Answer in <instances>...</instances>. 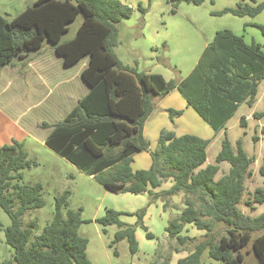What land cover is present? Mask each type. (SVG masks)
<instances>
[{
  "label": "trees",
  "instance_id": "1",
  "mask_svg": "<svg viewBox=\"0 0 264 264\" xmlns=\"http://www.w3.org/2000/svg\"><path fill=\"white\" fill-rule=\"evenodd\" d=\"M205 1L169 0L172 13L180 3L200 6ZM247 1L241 0L235 8H225L218 15L254 18L264 10V1ZM137 9L142 14L146 11L140 5ZM131 14L132 8L121 0H35L11 20L0 15V70L14 58L40 50L45 43L63 58L65 66L88 55L82 76L89 90L62 120L49 125L51 131L44 145L112 193H147L152 199L183 193L184 208L165 228L168 237L181 246L192 241L181 235L185 225L205 234L177 264H201L205 251L209 258L223 264H244L241 249L254 233H260L252 241L256 264H264V212L251 217L239 209L253 162L241 141L233 151L229 141L223 139L215 164L202 167L209 140L194 135L177 137L162 130L156 148L150 150L143 137L154 100L173 89L215 134L225 129L240 104L251 107L255 102L258 85L264 80L263 47L254 42L246 44L230 30L217 31L184 79L166 81L158 74L139 72L123 64L114 53L118 26ZM79 17L74 34L64 39L69 25ZM253 26L264 37V27ZM166 112L171 121L182 114L173 109ZM240 125H245L244 118ZM137 152L149 154L148 169L132 170V156ZM224 162L229 170L216 179L219 164ZM31 166L36 163L27 159L22 142L13 140L0 147V208L10 219L4 238L13 252L11 260L0 264H90L88 241L78 234L82 209L63 213L68 206V191L55 198L53 217L40 234H34L35 220L22 226L20 218L26 211L43 206L40 183L19 184L22 171ZM259 174L264 177V167ZM166 181L172 182L168 190L153 192ZM252 203L264 205V188L252 193ZM120 215L106 210L95 222L103 227L118 226L121 230L115 233L114 242L126 239L134 255L135 231L119 220ZM136 215L146 231L142 225L144 211ZM214 223L224 225L226 235L217 239ZM146 237L151 239L152 235L146 233Z\"/></svg>",
  "mask_w": 264,
  "mask_h": 264
},
{
  "label": "rangeland",
  "instance_id": "2",
  "mask_svg": "<svg viewBox=\"0 0 264 264\" xmlns=\"http://www.w3.org/2000/svg\"><path fill=\"white\" fill-rule=\"evenodd\" d=\"M34 1L0 0V15L11 20ZM127 1L133 4L132 14L118 26V45L114 53L123 64L139 72L161 74L165 79L168 76H172L173 79L186 77L191 72V65L200 55L203 45L211 43L215 33L220 30H230L237 36L245 37L247 41L253 38V41L264 44V37L260 31L246 25L258 22L264 27V13L256 20L231 14L218 15L225 8H235L241 0H206L200 6L180 3L174 13L171 12L173 7L169 0H151L149 5L148 0ZM263 1L256 0V3ZM138 5L146 9L144 14L137 9ZM80 19L81 17L69 25L64 39L74 34ZM51 47L45 43L40 51L43 57L48 58L49 66L57 70L62 67V63ZM87 60L88 57H84L71 73L79 75ZM17 63L15 60L14 67L7 65L0 76V147L9 144L11 139L23 142L27 159L35 162L36 166L22 171L23 178L19 184L31 186L40 183L43 201L41 208L28 210L21 216L22 226L25 227L30 221L35 220L34 234H40L53 217L55 198L68 191V206L63 213L67 209L74 211L82 209L83 223L78 234L88 241L86 255L90 264H177L179 259L186 257L194 245L204 239L205 231L197 230L192 225H185L181 235L191 238L192 241L182 246L176 240L170 239L165 231L169 221L178 216L184 208L186 196L179 193L169 198L152 199L147 193L138 195L112 193L48 149L44 145V140L49 130L37 125L62 120L67 108L76 106L77 95L71 96L70 103L66 106L64 103L61 105L57 103L56 96L47 97L41 103L47 95V90L37 84L38 80L33 78H29V81L24 80L25 76L19 73L20 64ZM62 74L70 75V72L65 70ZM76 83H80L79 79ZM157 101L154 100V110L146 120L145 126V136L151 146L154 143V148L162 130L177 135L182 134L180 131L182 128L186 130L185 134L196 136H206L203 131H206L208 136L212 133L210 127L195 112L194 116L199 119L196 124L187 116L177 117L171 121L166 111L157 108ZM242 118L245 119L244 126L240 125ZM225 138L233 151L236 150V142L240 140L245 154L253 159L249 168L250 174L245 180V192L239 209L247 216H258L264 212V205L252 203V193L257 188H264V177L259 174V169L264 167V80L258 85L254 104L251 107L244 103L240 104L228 120L225 129L214 137L211 134L207 159L202 167L215 164V157ZM140 157L139 155L135 157L134 168H137L136 162ZM228 170L227 163H220L216 179L226 174ZM171 186L172 182L166 181L153 192L165 191ZM246 202H250V205ZM106 210L121 213L119 220L134 229L137 242V252L134 255L129 252L126 239L114 242L115 233L121 230L118 226L103 227L95 222V219L105 215ZM141 211H144L142 225L146 231L139 224L136 215ZM9 225V217L0 208L1 262L11 260L13 256L12 249L5 243L4 238V230ZM213 232L218 239L226 235L225 226L214 223ZM146 233L151 234L152 238L148 239ZM259 234H252L251 240L241 249L244 264L257 263L252 241ZM200 260L201 264H223L209 258L207 251L203 252Z\"/></svg>",
  "mask_w": 264,
  "mask_h": 264
},
{
  "label": "crops",
  "instance_id": "3",
  "mask_svg": "<svg viewBox=\"0 0 264 264\" xmlns=\"http://www.w3.org/2000/svg\"><path fill=\"white\" fill-rule=\"evenodd\" d=\"M123 3L127 4L128 6H132L133 4L131 2H128L127 0H121ZM30 6V5H29ZM27 7V6H26ZM25 7V8H26ZM24 8V9H25ZM133 8V7H132ZM22 12V11H21ZM264 10L258 14L256 17H254V19L256 20V18L263 14ZM16 16V15H15ZM258 24L260 25L258 22H252V23H248L246 24L248 27H254L253 25ZM256 28V27H254ZM242 37V36H241ZM244 42L246 44H250L251 42H254L256 44L261 45L263 48L262 50H264V44H260L259 42L253 41V38H250V41H247L245 39V37H242ZM210 43H205L202 47V50L200 52V55L202 53V51L204 50L205 47H207ZM44 46V45H43ZM52 48V47H51ZM42 49V48H41ZM40 49V50H41ZM40 50L37 51H32V52H27L21 55V57H17L14 58L10 64L12 67H14L16 64H14L15 60H17V64H20V72L21 74H24V80L29 81V78H33L34 80H38L39 83L42 85V87H44V89L47 90V95L41 100V103L50 96H56L57 99V103H59L61 105V103H64L65 106L68 105L70 103V97L77 95L75 97V103L77 104L78 100L81 99L89 90L88 85L85 83L82 73L84 71V69L88 66V62H89V57L88 55L84 56V57H88L87 63L85 66L82 67V69L79 71V75L72 74L71 71L75 68V66L84 58L82 57L78 62L74 63L73 65L70 66H65L64 65V61L63 58L58 55L55 50L52 48L53 53L56 55V57L61 61L62 63V67H59L57 70H54L51 66H49V63L47 61L48 58L43 57V54L41 53ZM264 52V51H263ZM199 56H197V58L194 60L195 62H193V64L191 65V69L192 70L194 68V66L196 65ZM6 65V66H7ZM4 66L1 70H0V76L3 72V69L6 67ZM65 70H69L70 75H63L62 72H64ZM62 74V75H61ZM161 75V74H160ZM162 76V75H161ZM163 77V76H162ZM184 77H178V78H174L175 80H177L178 82L182 79H184ZM79 79L80 83L77 84L76 81ZM165 79V78H164ZM173 79L172 76H168L167 79H165L166 81ZM82 84V85H81ZM4 91H6V89H3ZM72 92V93H71ZM71 94V95H70ZM156 100V99H155ZM157 108H159L160 110L166 111L168 109H172L173 110H177V111H182L181 116H179L180 118L187 116L188 119L193 122L194 124H196L195 122L199 119H197L194 116L195 112L191 107L187 106L185 100L181 97V95L179 94V92L177 91V89H173L172 91L169 92L168 95H166L165 97L161 98V99H157ZM66 101V102H65ZM156 102V101H155ZM75 104V105H76ZM75 107V106H73ZM67 108V112L66 115L69 113V111L73 108ZM156 108V107H155ZM29 109V108H28ZM196 113V112H195ZM188 114V115H187ZM197 114V113H196ZM65 115V116H66ZM64 116V117H65ZM179 118V119H180ZM203 121V120H202ZM147 122V121H146ZM144 124V128H143V137L148 141V139L145 136V126L146 123ZM55 123H47V122H42L40 125L38 124L37 126H41L43 128H47L49 130V133L51 131V128L49 127V125H52ZM21 128V127H20ZM23 129V128H21ZM192 129V127H191ZM211 129V128H210ZM180 131L182 132V134L177 135L175 134V136H182V135H193V134H185V131L183 128L180 129ZM22 132H24V130H22ZM160 132V131H159ZM184 132V133H183ZM48 133V134H49ZM204 135L206 136H200L197 135V137L204 139V140H209L210 143V138H211V134L212 137H214L216 134L212 131V133L208 136V133L206 131L202 132ZM218 134V133H217ZM48 136V135H47ZM196 136V135H194ZM159 137V136H158ZM46 139V138H45ZM158 139V138H157ZM15 140L18 142H21L19 140L16 139H11L10 143ZM45 141V140H44ZM149 142V141H148ZM9 143V144H10ZM23 143V142H22ZM150 144V143H149ZM4 145V144H3ZM154 145V143H153ZM151 146L150 144V150H154V146ZM144 153V154H142ZM141 154V155H140ZM141 156L138 161L136 162L137 164V168H134V164H135V157L136 156ZM139 162V164H138ZM151 164V159L150 156L147 152H137L136 154H134L132 156V163H131V168L133 171L136 170H146L150 167Z\"/></svg>",
  "mask_w": 264,
  "mask_h": 264
}]
</instances>
